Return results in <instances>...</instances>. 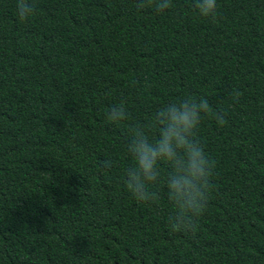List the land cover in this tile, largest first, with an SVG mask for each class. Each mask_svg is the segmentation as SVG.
Returning a JSON list of instances; mask_svg holds the SVG:
<instances>
[{"label":"trees","instance_id":"1","mask_svg":"<svg viewBox=\"0 0 264 264\" xmlns=\"http://www.w3.org/2000/svg\"><path fill=\"white\" fill-rule=\"evenodd\" d=\"M140 2L35 0L21 22L0 0V264H264V0H217L214 18ZM189 96L226 123L202 118L212 192L173 232L169 165L155 202L120 177L129 125ZM121 101L130 119L108 122Z\"/></svg>","mask_w":264,"mask_h":264},{"label":"clouds","instance_id":"2","mask_svg":"<svg viewBox=\"0 0 264 264\" xmlns=\"http://www.w3.org/2000/svg\"><path fill=\"white\" fill-rule=\"evenodd\" d=\"M145 4H151L157 13H163L172 7V0H141L138 10ZM16 16L19 21H27L35 13V0H16ZM194 10L203 17H215L217 0H194ZM241 93L233 89L232 99L238 100ZM212 115L219 126L226 120L222 112H212L207 97H184L159 106L147 125L135 123L129 125L130 139L127 152L133 163L120 177L126 190L140 202H155L159 198L157 191L150 190L161 183L160 162L169 165V171L163 177V186L172 212L168 224L173 232H194L199 217L206 210L212 192L211 178L215 164L200 143L197 130L202 118ZM106 119L113 124L130 119L126 103L113 104L106 111ZM156 130L150 136L151 129ZM113 162L107 160L105 167Z\"/></svg>","mask_w":264,"mask_h":264}]
</instances>
